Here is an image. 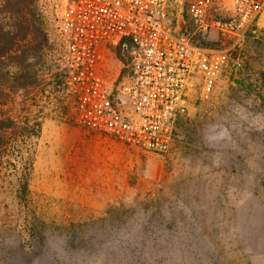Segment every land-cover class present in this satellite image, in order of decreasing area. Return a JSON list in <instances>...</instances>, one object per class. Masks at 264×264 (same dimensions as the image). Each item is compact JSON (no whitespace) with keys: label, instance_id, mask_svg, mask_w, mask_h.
<instances>
[{"label":"rangeland","instance_id":"rangeland-1","mask_svg":"<svg viewBox=\"0 0 264 264\" xmlns=\"http://www.w3.org/2000/svg\"><path fill=\"white\" fill-rule=\"evenodd\" d=\"M38 3L59 78L44 76L35 100L20 92L5 107L20 117L29 107L41 133L28 202L0 171V264H264V18L240 42L196 34L222 52L223 74L180 117L170 151L156 154L75 122L64 82L68 0ZM232 4L215 0L228 12ZM106 58L118 75L123 55Z\"/></svg>","mask_w":264,"mask_h":264},{"label":"built area","instance_id":"built-area-1","mask_svg":"<svg viewBox=\"0 0 264 264\" xmlns=\"http://www.w3.org/2000/svg\"><path fill=\"white\" fill-rule=\"evenodd\" d=\"M264 13V0H68L64 13L66 90L75 122L131 148L165 154L177 119L212 94L222 52L196 38L240 42ZM192 29V31H190ZM120 49L112 75L106 54Z\"/></svg>","mask_w":264,"mask_h":264},{"label":"trees","instance_id":"trees-1","mask_svg":"<svg viewBox=\"0 0 264 264\" xmlns=\"http://www.w3.org/2000/svg\"><path fill=\"white\" fill-rule=\"evenodd\" d=\"M48 47L38 0H0V171L14 177L15 198L21 203L29 200L35 161L32 139L40 136L41 123L29 107L25 117L8 114L5 107L8 102L17 105L20 92L30 102L36 98L34 90L46 91L44 76L53 71L47 65ZM116 52L122 57L120 49ZM58 78L57 73L50 76L55 84Z\"/></svg>","mask_w":264,"mask_h":264},{"label":"crops","instance_id":"crops-1","mask_svg":"<svg viewBox=\"0 0 264 264\" xmlns=\"http://www.w3.org/2000/svg\"><path fill=\"white\" fill-rule=\"evenodd\" d=\"M229 9H231V11L233 10V4L230 5ZM263 18H264V13L262 14V16H261V18L259 19L258 22H261L263 20Z\"/></svg>","mask_w":264,"mask_h":264}]
</instances>
